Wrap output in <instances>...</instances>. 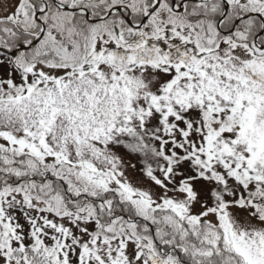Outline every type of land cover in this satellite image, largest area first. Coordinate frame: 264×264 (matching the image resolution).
Masks as SVG:
<instances>
[{"label":"snow or ice","instance_id":"snow-or-ice-1","mask_svg":"<svg viewBox=\"0 0 264 264\" xmlns=\"http://www.w3.org/2000/svg\"><path fill=\"white\" fill-rule=\"evenodd\" d=\"M0 264H264V0H0Z\"/></svg>","mask_w":264,"mask_h":264}]
</instances>
